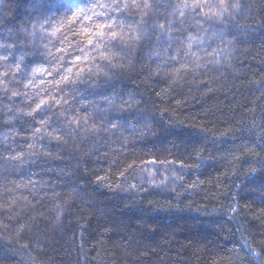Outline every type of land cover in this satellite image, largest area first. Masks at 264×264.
<instances>
[{
    "label": "trees",
    "instance_id": "16d2710c",
    "mask_svg": "<svg viewBox=\"0 0 264 264\" xmlns=\"http://www.w3.org/2000/svg\"><path fill=\"white\" fill-rule=\"evenodd\" d=\"M135 2L159 5L151 10L156 31L140 45L118 44L109 75L158 123L125 113L121 128L104 131L101 116L95 134L80 131L59 148L46 138L50 151L37 160L23 97L36 89L17 78L9 91L20 97L0 91V264H264V0H232L241 4L236 22L189 24L204 51L185 56L186 44L171 42L172 56L182 49L177 60L160 25L175 19L179 27L178 13L164 0ZM30 14L29 0L0 3V44L14 42L0 49L8 57L0 66L14 71L23 54L28 77L32 53L39 60L43 51L25 42ZM80 90L74 109L108 113L102 95ZM149 166L175 168L169 178L180 183L150 180Z\"/></svg>",
    "mask_w": 264,
    "mask_h": 264
},
{
    "label": "snow or ice",
    "instance_id": "6c2138e0",
    "mask_svg": "<svg viewBox=\"0 0 264 264\" xmlns=\"http://www.w3.org/2000/svg\"><path fill=\"white\" fill-rule=\"evenodd\" d=\"M29 2L31 5L29 19L33 23L31 30L27 25L23 26L25 42L30 44L32 49L37 47L43 49L39 54L42 59H35L36 53H32L34 60L31 62L33 64L31 77L25 75V69L29 65L25 64L23 54L18 61H14V71L0 66V84L3 85L0 91L5 98L10 96L15 100L20 97L19 90L11 93L9 91L12 80L17 78L19 83L24 84L25 89H36L31 97L27 91L23 93V97L28 101L26 107L29 110L26 115L34 127V142L28 145L32 150L30 156L39 160L41 155L48 154L50 145L42 143L46 138L55 139L56 147L59 148L68 142V138L74 137L80 131H91L95 134L97 132L95 120L101 119V116L104 131L109 127L121 128L122 125L118 121L127 122L128 116L125 113H135L134 118L137 122L151 119L158 123L146 112L140 111V103L131 94L125 99L123 93L116 91L109 73L113 71L111 62L118 44L140 45L150 38L149 32L156 31V21L159 17L154 18L151 10L159 5L149 2L138 3L135 0L132 4L125 0H29ZM0 3H3V0H0ZM163 6L171 8L174 16L177 13L179 16V27L176 26L175 19L165 21L166 29L164 24L160 25L161 33H167L170 42L168 54L173 60L179 58L182 49H175L176 55L172 56L171 42L186 44V49H183L185 56L191 55L198 59V53L204 51L201 47L204 44L203 39L188 31L189 24L202 25L213 19L225 21L229 16L236 22L234 14L241 9V4L232 0H176L174 4L164 0ZM130 8L140 11V19L135 18V13H131ZM29 37L31 39H28ZM161 40L162 35L157 37L158 45H161ZM9 47H14V42L9 45L0 44V49L5 51ZM7 60V56H0V61L6 63ZM81 85L85 89L92 87L97 95L104 97L103 107L109 110L107 114L102 112L100 105L95 106L92 112H89L87 107L80 110L72 107V104L77 102V97L81 96ZM107 88L112 89L111 94H106ZM20 110H23V106ZM81 110L84 112L83 116L80 115ZM113 112L117 115L112 116ZM44 113L47 115H42ZM57 116L63 119H57ZM53 122L56 124L55 127H51ZM37 123L39 126H36ZM62 124L67 126V131L61 127ZM37 145L42 151L36 150ZM11 159H23V155L12 156ZM29 184L33 182L30 180ZM232 211L235 212L236 209ZM62 214V209L57 212L55 217L57 222L62 221ZM249 254L257 257L259 255L251 248Z\"/></svg>",
    "mask_w": 264,
    "mask_h": 264
},
{
    "label": "rangeland",
    "instance_id": "374dc122",
    "mask_svg": "<svg viewBox=\"0 0 264 264\" xmlns=\"http://www.w3.org/2000/svg\"><path fill=\"white\" fill-rule=\"evenodd\" d=\"M176 172L175 171V168H172V167H159L158 168V172L156 171V169H154L152 166H149L147 172L145 171V173L147 174L148 178L150 180H154L155 179V176H160L161 179L164 181V184H168V180L170 181V184L171 183H180V178L178 175L176 174H173L170 178H169V172ZM160 177H158V179L161 181ZM154 182H157L156 179L154 180Z\"/></svg>",
    "mask_w": 264,
    "mask_h": 264
}]
</instances>
